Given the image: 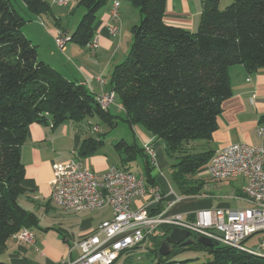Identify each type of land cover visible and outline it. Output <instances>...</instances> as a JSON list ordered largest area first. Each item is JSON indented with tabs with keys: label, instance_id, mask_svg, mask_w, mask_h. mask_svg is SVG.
I'll return each mask as SVG.
<instances>
[{
	"label": "trees",
	"instance_id": "trees-1",
	"mask_svg": "<svg viewBox=\"0 0 264 264\" xmlns=\"http://www.w3.org/2000/svg\"><path fill=\"white\" fill-rule=\"evenodd\" d=\"M34 17L50 12L48 0H22ZM110 0H80L85 13L70 36V42L87 47L94 39L99 12ZM221 0H206L199 28L190 32L167 25V0H133L142 21L132 27L133 43L126 59L115 66L111 88L121 99L130 125L141 124L164 142L170 157L181 155L173 181L183 197H199L205 185L196 180L216 152L196 153L194 143L210 141L218 129L223 102L231 97V67L243 65L250 73L264 69V0H234L225 9ZM29 18V17H28ZM11 0H0V249L23 228L38 224L35 214L19 199L25 167L21 149L31 124L57 127L68 121L82 123L97 118L111 128L118 117L102 109L83 84L71 82L39 60L38 47L23 33L30 21ZM264 125V115L260 118ZM104 141L86 139L79 158L96 153ZM121 169L139 155L146 167L143 176L156 185L154 166L144 147L121 140L114 145ZM173 228L162 227L148 241L153 254ZM197 239L199 236H193ZM199 249L213 254L205 263L170 261L180 250ZM169 264H264L229 247L174 246ZM162 259V256H161Z\"/></svg>",
	"mask_w": 264,
	"mask_h": 264
},
{
	"label": "crops",
	"instance_id": "crops-1",
	"mask_svg": "<svg viewBox=\"0 0 264 264\" xmlns=\"http://www.w3.org/2000/svg\"><path fill=\"white\" fill-rule=\"evenodd\" d=\"M113 2L114 0H110L107 8L103 7L98 14L94 38H97L99 44L94 52L91 50L88 53V46L80 49V46L72 42L66 43L65 49L60 50V55L55 42L50 44L43 55H40V49H38L39 60L50 65L68 81L85 85L96 97L112 91L113 70L128 55L129 49L127 48L131 46L133 35L131 31H128L127 22L129 21L133 27L137 21L132 17L127 18L126 14L129 15L133 11V16L139 15V20L142 18L141 14H137V10L133 8V0H123L119 9V18L114 23L110 15ZM205 2L206 0H167L164 22L170 26L196 32L200 25ZM42 17L43 15L37 17L35 21L41 20ZM59 19L56 18L57 22ZM113 24L119 28V35L116 37L109 33V27ZM57 26L61 28V25ZM62 31L68 37L71 36L69 31ZM126 35H128L127 43L125 41ZM55 36L53 37L54 40ZM61 53L65 55L63 56ZM68 56H71L74 61H71ZM81 59H88L90 64L83 63ZM101 74L106 77L104 86H101L97 81V78L102 76ZM229 75L232 95L222 104L223 111L218 118L217 131L210 141H205L206 144L214 148L212 149L214 152L238 143L255 146L264 145V139L257 134V129L261 125L260 118L264 115V69L250 73L243 65H236L230 68ZM253 96H256L254 101H252ZM111 107L108 109L110 113H112ZM94 119L96 118H89L82 123L68 121L57 127L51 123H34L29 126L27 141L21 149V160L26 171L23 181L26 194L20 197L19 202L25 209L35 214L38 219V224L29 228L35 236V244L29 245L25 242H19L14 236L11 237L6 246L0 249V264H59L68 257L77 259L81 256V249L76 247V244L92 235L103 222L112 220L113 213L110 208L73 213L64 211L52 201V182L56 177L55 166L67 165L75 161L81 163L89 171L96 173H104L112 168H119L112 164L109 155L102 151L105 146L102 136L106 133H103L101 127L93 122ZM94 128H98V130L94 131ZM91 137L104 141L103 146L96 153L85 158H79V150L83 142ZM141 139L145 144L149 143L153 147L156 138L141 134ZM203 145L197 144L195 146L200 148L199 146ZM117 154L119 156L118 152ZM130 172L132 171L130 170ZM156 182L160 186L158 181ZM243 185L244 181L236 189V192ZM161 190L165 196L161 203L153 204L152 198L148 196L145 199H136L133 208L146 207L149 212L154 214L161 211L171 213L177 208V204L174 203L168 209V203H173L171 194L168 195L167 191L162 188ZM228 198L232 199L230 196ZM185 199V197L182 200L180 198V201ZM218 208L231 207L222 202L215 209ZM215 209H212L208 202L199 204V211ZM54 212L62 214L67 222L65 221V224L60 223L58 227H53L50 224L43 225L39 215L44 217L45 215H52ZM58 230L62 233V239L58 235ZM143 249L141 246L130 254L121 256L118 261L124 259L128 263H132L134 254Z\"/></svg>",
	"mask_w": 264,
	"mask_h": 264
},
{
	"label": "built area",
	"instance_id": "built-area-1",
	"mask_svg": "<svg viewBox=\"0 0 264 264\" xmlns=\"http://www.w3.org/2000/svg\"><path fill=\"white\" fill-rule=\"evenodd\" d=\"M122 1L114 0L112 4L110 15L114 23L119 18ZM109 33L118 36L117 25H111ZM68 41L70 37L64 33L56 37L62 50ZM98 44L94 38L88 47L94 52ZM97 81L101 86L106 83L102 76ZM116 97L114 91H109L98 96L97 101L102 109L108 110ZM255 99L253 96L252 101ZM257 134L264 139V126L258 127ZM144 149L156 167L155 149L152 145H145ZM205 169L215 181L242 179L244 185L231 198L246 202L248 208H218L175 216L168 215L167 211L154 214L146 207L133 208L136 199L150 196L153 204L165 199L160 186L149 185L143 175L137 176L121 168L104 173L91 172L75 161L55 166L52 201L56 206L73 213L104 208H110L113 213L112 220L103 222L92 235L76 244L81 249L79 258L68 257L59 264H115L121 256L143 246L162 227L185 230L192 236L207 238L255 258H264V145H229L217 151ZM173 205L168 203V209ZM216 232L222 233L223 237ZM14 237L19 242L35 244V236L27 228L21 229ZM255 237L258 238L257 245H245Z\"/></svg>",
	"mask_w": 264,
	"mask_h": 264
},
{
	"label": "rangeland",
	"instance_id": "rangeland-1",
	"mask_svg": "<svg viewBox=\"0 0 264 264\" xmlns=\"http://www.w3.org/2000/svg\"><path fill=\"white\" fill-rule=\"evenodd\" d=\"M50 3L51 10L49 13L43 15L41 20L35 21L37 17L30 15L28 11L25 10V6L22 0H11L14 7L21 13L22 16L28 18L30 21L24 26L23 33L25 32L26 36L32 41L36 46L38 45V49H40V55H43L46 49L55 42L57 49L62 50L58 47L56 43V34L64 33L62 30H67L69 33L74 32L78 23L82 19L85 10L80 6V0H48ZM234 0H223L220 8L225 9L227 6L231 5ZM107 8V5L105 6ZM135 10H137V14H141L139 9L133 6ZM127 18L132 17V19H136L137 24H140L142 21L139 20V15L133 16V11L128 15ZM41 17V16H40ZM136 17V18H135ZM141 17V16H140ZM56 18H60L57 22ZM43 21V22H42ZM134 21V20H131ZM128 31H131L132 34V25L127 22ZM57 25H61V28H58ZM59 32V33H58ZM55 36V40L53 37ZM125 41H128V35H126ZM68 43H71L68 41ZM67 43V44H68ZM133 43V41H132ZM131 43V46H132ZM129 46V51L131 49ZM80 49L83 47H79ZM63 51V50H62ZM89 51V52H88ZM88 53L91 50H87ZM63 56L65 54L61 53ZM129 54V52H128ZM60 55V53H59ZM67 57V56H66ZM71 61H74L71 56H68ZM126 59V58H125ZM83 63L90 64L88 59H81ZM102 75V74H101ZM100 77V76H99ZM102 77L105 79L104 74ZM106 80V79H105ZM112 114L118 117V125L114 128H111L109 125L104 123L99 119H94V123L101 127L103 133H106L102 136L105 141V146L102 149L106 154L109 155L110 162L114 164L116 167H121V160L117 154V151L114 147L115 143L121 140H125L128 144H133L135 141L139 146L144 147L145 144L141 139V134L146 137H153L152 133L143 125L136 124L130 125L127 121L126 111L122 108L121 99L119 96L116 97L114 104L111 107ZM264 126V125H263ZM197 144H204L203 146H199L197 148L198 151L196 153H203L206 151H210L214 149L210 147L205 141H197L194 143V146ZM243 144V143H241ZM144 145V146H143ZM248 145V144H245ZM155 149V153L157 155L156 167L154 168L152 175L156 178L159 185L162 189L167 191V194H171L173 203L177 206L171 213H167L170 216L175 215H188L192 213H196L199 211V204L208 202L211 204L212 209H215L219 203H227L230 205L232 209H246L248 208V204L243 201H237L234 199L228 198L231 197L236 192V189L239 188L242 184V179L233 180V181H215L211 178L210 174L206 171V169H202L195 176L196 180H203L205 182L202 196L199 198H188L184 201H177L178 198H184L182 194L179 192L176 184L173 181L174 173L176 172L177 164L180 161L181 155H176L175 157H170L165 148L164 142L160 139H155L153 144ZM130 170L133 174L137 176H142L145 174L146 163L144 157L139 155L135 161H133L130 165ZM177 201V202H176ZM102 210V209H101ZM198 210V211H197ZM96 211V210H95ZM184 213V214H183ZM41 222L43 225H53V227H58L60 223L65 224L67 220H64L63 215L57 212L52 213V215H45L44 217L40 216ZM67 218V216H65ZM66 221V222H65ZM56 229V228H55ZM57 232V229H56ZM59 232V230H58ZM59 237L62 239V233H58ZM258 238L255 237L251 241L245 243L246 246H255L257 245ZM143 250L134 254L132 257V263H128L124 261V259H120L116 264H169L167 263L168 258L158 256V254H153V245L151 242L147 241L143 245ZM70 250V249H69ZM159 252V251H158ZM213 259V254L206 252L204 250L197 249H187L184 251L177 252L170 261H184V260H196L200 263H205Z\"/></svg>",
	"mask_w": 264,
	"mask_h": 264
},
{
	"label": "water",
	"instance_id": "water-1",
	"mask_svg": "<svg viewBox=\"0 0 264 264\" xmlns=\"http://www.w3.org/2000/svg\"><path fill=\"white\" fill-rule=\"evenodd\" d=\"M216 234L223 237V234L220 232H216ZM197 243H200L205 247L219 245L218 243H213L211 240L204 237H198L195 239L190 232L173 228L169 235L161 243L158 253L162 257H168L171 255L174 246L188 247Z\"/></svg>",
	"mask_w": 264,
	"mask_h": 264
}]
</instances>
